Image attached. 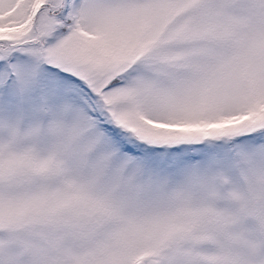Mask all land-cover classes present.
I'll return each instance as SVG.
<instances>
[{
	"label": "snow or ice",
	"instance_id": "1",
	"mask_svg": "<svg viewBox=\"0 0 264 264\" xmlns=\"http://www.w3.org/2000/svg\"><path fill=\"white\" fill-rule=\"evenodd\" d=\"M0 264H264V0H0Z\"/></svg>",
	"mask_w": 264,
	"mask_h": 264
}]
</instances>
